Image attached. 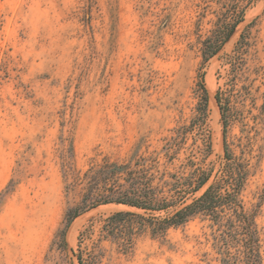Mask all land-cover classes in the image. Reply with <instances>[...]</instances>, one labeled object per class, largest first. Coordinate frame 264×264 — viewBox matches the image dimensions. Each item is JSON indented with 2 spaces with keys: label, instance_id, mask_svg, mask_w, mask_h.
I'll list each match as a JSON object with an SVG mask.
<instances>
[{
  "label": "rangeland",
  "instance_id": "374dc122",
  "mask_svg": "<svg viewBox=\"0 0 264 264\" xmlns=\"http://www.w3.org/2000/svg\"><path fill=\"white\" fill-rule=\"evenodd\" d=\"M105 162L169 206L66 229ZM230 172L264 262V0H0V264H223L234 233L163 220Z\"/></svg>",
  "mask_w": 264,
  "mask_h": 264
},
{
  "label": "trees",
  "instance_id": "16d2710c",
  "mask_svg": "<svg viewBox=\"0 0 264 264\" xmlns=\"http://www.w3.org/2000/svg\"><path fill=\"white\" fill-rule=\"evenodd\" d=\"M242 17V15L239 16L230 31L217 41V44L213 45L211 49H208L206 55H203L204 60L215 55L221 49V46L242 20ZM203 91L204 94H207L205 87H203ZM215 97L219 103L218 93ZM220 109L223 115L222 108L220 107ZM127 169V164H118L116 162H105L97 168H89L84 173L86 177L84 179L86 182V192L83 196V203L81 206L70 208L66 212L65 218L67 222L65 228L67 229L71 221L82 211L98 204L115 202L138 208L156 210L169 206L170 202L166 201V199L156 198L151 194L150 190L146 191V189L141 187L140 185H143V183L139 179H130L129 186H124L118 178L120 173H128ZM232 173L230 172L226 179L224 177L216 179L208 185L201 195L176 210L171 217L163 220V222L167 225H179L186 222L190 216L196 213L208 215L213 221L218 222L221 227L226 228V231H224L225 236L234 233L237 238L239 246L236 255L231 259L224 258L223 264H264L260 251V235L255 222V213L244 208L242 200L239 197L242 177L240 175H231ZM208 180L209 176L198 179L192 187V192L199 190ZM150 206L155 207L151 208ZM127 215H132V213L119 211L108 219L109 221H115ZM80 263L83 264L82 261Z\"/></svg>",
  "mask_w": 264,
  "mask_h": 264
}]
</instances>
